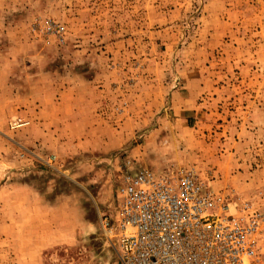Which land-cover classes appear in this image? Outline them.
Masks as SVG:
<instances>
[{
	"label": "rangeland",
	"instance_id": "374dc122",
	"mask_svg": "<svg viewBox=\"0 0 264 264\" xmlns=\"http://www.w3.org/2000/svg\"><path fill=\"white\" fill-rule=\"evenodd\" d=\"M261 215L264 0H0V264H119L125 161Z\"/></svg>",
	"mask_w": 264,
	"mask_h": 264
},
{
	"label": "built area",
	"instance_id": "2783aa9c",
	"mask_svg": "<svg viewBox=\"0 0 264 264\" xmlns=\"http://www.w3.org/2000/svg\"><path fill=\"white\" fill-rule=\"evenodd\" d=\"M260 222L257 210L233 205L193 168L155 170L127 160L102 226L119 264H254Z\"/></svg>",
	"mask_w": 264,
	"mask_h": 264
}]
</instances>
